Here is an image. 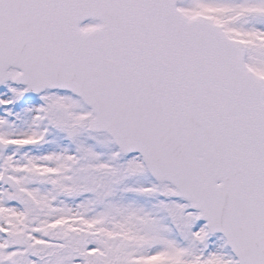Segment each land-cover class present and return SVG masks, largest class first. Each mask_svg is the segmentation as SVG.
<instances>
[{"label":"snow or ice","instance_id":"snow-or-ice-1","mask_svg":"<svg viewBox=\"0 0 264 264\" xmlns=\"http://www.w3.org/2000/svg\"><path fill=\"white\" fill-rule=\"evenodd\" d=\"M0 264H264V0H0Z\"/></svg>","mask_w":264,"mask_h":264}]
</instances>
